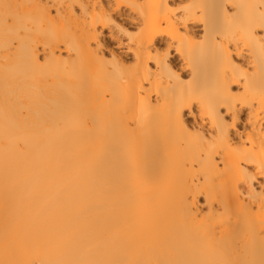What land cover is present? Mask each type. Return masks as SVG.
Masks as SVG:
<instances>
[{
    "label": "bare ground",
    "instance_id": "bare-ground-1",
    "mask_svg": "<svg viewBox=\"0 0 264 264\" xmlns=\"http://www.w3.org/2000/svg\"><path fill=\"white\" fill-rule=\"evenodd\" d=\"M0 264H264V0H0Z\"/></svg>",
    "mask_w": 264,
    "mask_h": 264
}]
</instances>
